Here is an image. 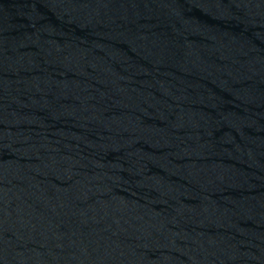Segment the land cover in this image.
Wrapping results in <instances>:
<instances>
[{"label":"water","instance_id":"95a60500","mask_svg":"<svg viewBox=\"0 0 264 264\" xmlns=\"http://www.w3.org/2000/svg\"><path fill=\"white\" fill-rule=\"evenodd\" d=\"M0 264H264V0H0Z\"/></svg>","mask_w":264,"mask_h":264}]
</instances>
